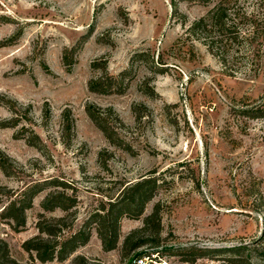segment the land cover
Instances as JSON below:
<instances>
[{
	"label": "rangeland",
	"instance_id": "rangeland-1",
	"mask_svg": "<svg viewBox=\"0 0 264 264\" xmlns=\"http://www.w3.org/2000/svg\"><path fill=\"white\" fill-rule=\"evenodd\" d=\"M209 6L182 0L172 15L171 0H0V238L17 262H32L23 242L40 212L66 215L41 207L53 179L77 201L61 239L123 183L153 175L157 187L141 215L121 218L115 248L104 250L93 226L65 260L32 253L36 264H133L142 255L151 264H223L216 252L196 257L197 248L264 232V56L222 64L191 43L185 28ZM104 65L120 92L89 89L107 81ZM86 106L114 111L118 143ZM33 184L43 190L14 228L4 208ZM157 203L159 228L141 229ZM133 231L128 246L141 242L123 248Z\"/></svg>",
	"mask_w": 264,
	"mask_h": 264
},
{
	"label": "trees",
	"instance_id": "trees-1",
	"mask_svg": "<svg viewBox=\"0 0 264 264\" xmlns=\"http://www.w3.org/2000/svg\"><path fill=\"white\" fill-rule=\"evenodd\" d=\"M182 0H171L172 15H178V3ZM210 4L203 15L192 21L185 33L193 40L203 43L220 63L226 64L228 59L241 60L248 58L259 61L264 56V0H193ZM185 22H183V25ZM192 48V44L189 46ZM136 52L132 60L140 56ZM107 81L103 78L89 81V89L96 92H109L115 87L114 78L107 73ZM121 91V88H116ZM87 114L96 126L102 131L110 143H118L117 125L114 121H121L117 116L112 118L114 111L101 108L85 107ZM262 112V111H261ZM264 113V111H263ZM37 137V134H33ZM33 143L32 141L30 142ZM120 144V143H119ZM34 145V144H33ZM54 190L45 197L41 203L43 210L52 211L56 208L66 212L63 216L45 217L41 212L36 222L37 233L23 242L24 249L32 253L39 262L54 259L65 260L77 247L84 245L89 237L92 227L96 228L97 235L104 250L116 247L119 237V223L122 217L136 218L143 213L144 205L156 191V179L153 175L127 181L121 185L118 192L109 197L108 201L94 209L82 226L68 237L61 239L62 233L68 229L76 219L75 209L77 201L75 196L67 194L66 186L60 180H51ZM39 184L28 187L20 198L12 200L5 206L6 217L12 220L14 228L24 226V212L31 207L34 196L43 190ZM1 190V188H0ZM1 195V192H0ZM72 217L70 220L67 218ZM150 225L160 226L159 204H155L152 211L144 218L141 229ZM133 231L123 241V248L133 249L141 241L133 242L128 246ZM168 248V247H165ZM196 257H206L216 252L222 257L223 264H264V232L251 243H239L228 247L209 248L199 247ZM79 259L83 262L82 256ZM195 260V259H194ZM193 259L191 261H194ZM0 264H20L11 255L7 242L0 238Z\"/></svg>",
	"mask_w": 264,
	"mask_h": 264
},
{
	"label": "built area",
	"instance_id": "built-area-1",
	"mask_svg": "<svg viewBox=\"0 0 264 264\" xmlns=\"http://www.w3.org/2000/svg\"><path fill=\"white\" fill-rule=\"evenodd\" d=\"M152 259L148 255L138 256L134 259L133 264H151Z\"/></svg>",
	"mask_w": 264,
	"mask_h": 264
}]
</instances>
